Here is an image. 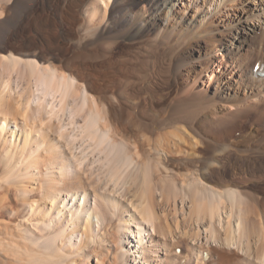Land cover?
I'll return each mask as SVG.
<instances>
[{
  "label": "bare ground",
  "instance_id": "bare-ground-1",
  "mask_svg": "<svg viewBox=\"0 0 264 264\" xmlns=\"http://www.w3.org/2000/svg\"><path fill=\"white\" fill-rule=\"evenodd\" d=\"M37 11L69 55L3 52ZM262 72L264 0H0V264H264Z\"/></svg>",
  "mask_w": 264,
  "mask_h": 264
},
{
  "label": "rangeland",
  "instance_id": "rangeland-1",
  "mask_svg": "<svg viewBox=\"0 0 264 264\" xmlns=\"http://www.w3.org/2000/svg\"><path fill=\"white\" fill-rule=\"evenodd\" d=\"M38 12V11H37ZM39 14V15H38ZM38 14L36 15V18H33V17H35L34 15L31 17V19L29 20V23L27 22L26 23V27L24 26V28H23V30H22V32L20 31L17 35H13V34H9L8 36H6L5 37V39L3 40V48L5 49H2L3 50V52L4 53H7V52H11V53H14V54H18V55H20V53L21 52H24V51H34V52H38V54L40 53V52H42V51H44V50H46V51H48V50H50V51H52L53 52V54L54 53H56V54H54V55H57V56H61L62 54H63V52H64V50H65V55H67V50H68V55L70 54V52H71V48L69 47V41H68V38L66 37V34H63L62 32H61V30H60V25H59V22L56 20V21H53V23H52V21L51 20H54V16H49V17H51V18H48V17H46V15H41L40 14V12H38ZM42 17H41V16ZM179 14H175V15H171L169 18H168V23H169V25H173V26H177V27H179V28H182V29H185V27H186V25H189L190 24V19L188 18V17H185L183 20H181V22L179 23L178 21L180 20V17L178 16ZM38 17H41L40 19L38 18ZM43 17H44V20H43ZM54 17V18H53ZM88 18V17H87ZM35 19V20H34ZM42 19V20H41ZM177 19V20H176ZM37 20V21H36ZM39 20V21H38ZM36 23H35V22ZM47 22V24H46V22ZM188 21V22H187ZM39 22V23H38ZM41 22V23H40ZM56 22V23H55ZM95 22H98V19L97 20H95ZM31 23V24H30ZM28 24H29V26H28ZM43 24V25H42ZM51 24V25H50ZM177 24V25H176ZM36 25H38L39 26V28L36 26ZM46 26H48V28H47V31H46V29L44 30V28ZM53 26H55L54 27V29H52V27ZM29 27V28H28ZM38 29H37V28ZM34 28H36V29H34ZM50 28V29H49ZM30 29V30H29ZM33 29V30H32ZM53 30V31H52ZM38 31V32H37ZM51 31V33H49ZM62 33V34H61ZM55 35V36H54ZM26 36V37H25ZM48 36V37H47ZM50 36V37H49ZM64 37H65V39H64ZM32 38V39H31ZM61 38V39H60ZM49 39V40H48ZM64 40V41H63ZM125 40H127L126 39V37H121V42H125ZM40 41V42H39ZM48 41V42H47ZM29 42V43H28ZM34 42V43H33ZM68 42V43H67ZM39 43V44H38ZM51 44V45H50ZM23 45V46H22ZM32 45V46H31ZM43 45V46H42ZM66 45H68V46H66ZM61 48H64V49H61ZM25 49V50H24ZM11 50V51H10ZM98 64H102V63H99L98 62ZM100 66H103V64L102 65H100ZM201 68H203V65L201 66ZM20 77V78H19ZM26 78V76H18V78L17 77H14V78H12V79H14L13 81H14V88H15V91H22V92H26L25 90V86H26V83H27V81H28V79H24V78ZM22 78V79H21ZM18 79H20V80H18ZM18 80V81H17ZM24 80V81H23ZM12 81V82H13ZM18 82H19V84H18ZM22 82V83H21ZM25 82V83H24ZM25 84V86H23L22 84ZM21 84V85H20ZM22 89H24V90H22ZM21 92V93H22ZM25 96V95H24ZM13 125V124H12ZM79 146H80V144H77V147L79 148ZM84 146H86L85 144H84ZM83 145L81 146V147H84ZM78 148L77 149H74L73 151L74 152H78ZM88 149V148H87ZM88 151H90L91 152V147H90V149H88ZM88 151H86V152H88ZM90 154V153H89ZM90 155H92V154H90ZM86 165V168H87V170H86V168L84 167V170H86V172L87 173H85V171H84V174H86V175H89V177L90 178H92L93 180H94V182L92 181V179H90V181L92 182V183H94L93 185L95 186V185H97V186H95V187H100V189L101 190H105V191H107V189H110V188H112V182H110V180H109V178L107 177V175L103 172V170L102 169H97V166L99 167V165H96V167L94 166V164H86V162L84 163V165L83 166H85ZM94 166V168L92 169V170H89L90 169V167H93ZM0 167H1V165H0ZM96 172H95V171ZM102 170V171H101ZM91 171H93L92 172V175H91V173L90 172ZM99 171V172H98ZM90 174H89V173ZM94 173H96V175L94 174ZM100 173V176L98 175ZM94 174V175H93ZM103 174V175H102ZM0 175H1V169H0ZM91 175V176H90ZM98 175V176H97ZM105 175V176H104ZM106 177V178H105ZM0 178H1V176H0ZM100 178V179H99ZM107 178H108V180H107ZM97 179H99V180H97ZM103 179V180H102ZM105 179H106V181H105ZM101 180V181H100ZM28 181V180H27ZM99 181V182H98ZM108 181V182H107ZM105 184V185H104ZM167 185H168V183H167ZM121 185H119V187H117L118 188V191H120L119 190V188H122V186L120 187ZM94 187V188H95ZM103 188V189H102ZM127 188V187H126ZM130 188H133L134 189V187L132 186V185H129V187H128V192L129 191H131V193H132V191H134L133 189H130ZM130 189V190H129ZM108 191H110V190H108ZM257 196L259 195V193H257L256 194ZM12 196V195H11ZM160 205V204H159ZM162 206L160 205V206H157V209H158V213L162 216L163 215V217L164 216H169V217H167L170 221H172V220H174L175 218H179V219H182L184 216H185V214L183 215L182 214V212L179 210V212L178 211H173L174 209H172V208H167V207H163V208H161ZM160 208V209H159ZM167 208V210L165 211V209ZM162 209H163V211L164 212H166V214L162 211ZM164 213V214H161V213ZM170 212V213H169ZM172 213V214H171ZM182 214V215H181ZM118 219H117V218ZM121 217H122V214H117L116 216H113V218H112V222L113 223H116L117 222V220H119V219H121ZM185 218V220L187 221L186 223H182L181 225H180V227L183 225H185L186 227H181V229H180V231H182L183 229L185 230V232H187L189 235L188 236H192V237H196V234H197V230H196V228H195V224H194V222L193 221H189V223H188V220L189 219H186L187 218V216H185L184 217ZM183 218V219H184ZM5 219L8 221V223H9V225L12 227V228H14V226L16 225V223H20V222H17V221H19V219H20V217H18V218H14V219H9V218H7V217H5ZM192 222V223H191ZM13 223H14V225H13ZM191 223V224H190ZM190 225H191V227H190ZM22 226H25V227H29V230H32V229H30V226H28V225H26V224H22ZM15 228L16 229H18L17 228V226H15ZM99 229H101L100 227H99ZM188 229V230H187ZM195 229V230H194ZM107 231H109L110 232V230L108 229ZM191 232V233H190ZM192 232L194 233V234H192ZM67 234H68V231H67ZM178 234V233H177ZM168 239V238H167ZM187 239H188V237L187 236H183L182 234H178L177 236H176V238H175V241H173V243L174 244H176V243H178V247H177V252L179 253L178 255L180 256L179 257V259L183 256V255H185L186 256V254H190V252L187 250ZM162 241H164L165 243H170V240L168 241V240H162ZM89 241L87 240L85 243H88ZM197 242V241H196ZM204 242H203V240H201V242H200V245L201 246H204V247H202V248H206L205 246L206 245H204L203 244ZM89 244V247L92 249V247L93 248H97L98 246L97 245H93L91 242H89L88 243ZM30 246V245H29ZM72 246H75V244H73V245H71V247ZM78 247H80V246H78ZM185 247V248H184ZM69 250H73V249H69ZM77 257V256H76ZM2 258V255L0 254V259ZM80 259H81V257L79 256V257H77L76 259L74 258L73 260H71V259H69L70 261H68V263L69 264H80ZM2 260V259H1ZM76 260V261H75ZM73 261V262H72ZM94 261V260H93ZM90 263L92 264V260H90ZM94 263V262H93Z\"/></svg>",
  "mask_w": 264,
  "mask_h": 264
}]
</instances>
